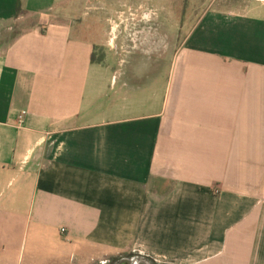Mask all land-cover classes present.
Instances as JSON below:
<instances>
[{"label": "crops", "instance_id": "1", "mask_svg": "<svg viewBox=\"0 0 264 264\" xmlns=\"http://www.w3.org/2000/svg\"><path fill=\"white\" fill-rule=\"evenodd\" d=\"M241 1L141 50L171 53L144 78L108 62L117 11L0 0L17 29L0 45V264H264V0Z\"/></svg>", "mask_w": 264, "mask_h": 264}, {"label": "rangeland", "instance_id": "2", "mask_svg": "<svg viewBox=\"0 0 264 264\" xmlns=\"http://www.w3.org/2000/svg\"><path fill=\"white\" fill-rule=\"evenodd\" d=\"M211 2L213 0H94V6H105L106 15L110 14V11H117L119 16L121 14L120 19L114 20L119 23L118 26L113 28L124 35V39L116 40V43L118 44L121 41L126 49L124 53L121 52L119 55L109 54L108 62L112 66L111 68L115 71H120L121 61L130 64L132 60V62L139 63L138 72H142L143 76H145L144 78H146L150 74L148 70L151 68V64L154 63L153 67H155V63L160 60L161 67L164 64L167 66L171 62V53L162 54L161 52L160 54L156 50L147 53H141L140 51L148 49V47L162 46L167 39L171 41V48L172 46L181 45L185 34L191 29L189 26L192 21L190 22L189 19H192L194 15L200 14ZM237 2L241 4L242 1L237 0ZM74 12L81 16L82 8L77 9L75 7ZM97 12L104 14L102 9ZM33 23V19H28L23 25L24 27H29ZM16 30L13 27L0 29V45L4 41L9 42L15 35ZM98 41H105V37L100 31ZM102 54L101 50L96 49L93 55L94 60H103L104 55ZM158 56L160 58L163 56L164 58L162 60L160 58L157 59ZM160 73L159 82L162 86V83L166 82L168 77V69L165 68ZM112 74H114L113 71H111V76ZM146 89H144L145 94L148 93Z\"/></svg>", "mask_w": 264, "mask_h": 264}, {"label": "trees", "instance_id": "3", "mask_svg": "<svg viewBox=\"0 0 264 264\" xmlns=\"http://www.w3.org/2000/svg\"><path fill=\"white\" fill-rule=\"evenodd\" d=\"M95 60H94V56L91 58V62H94ZM118 262V259H113V260H111L110 261V263L109 264H116Z\"/></svg>", "mask_w": 264, "mask_h": 264}, {"label": "built area", "instance_id": "4", "mask_svg": "<svg viewBox=\"0 0 264 264\" xmlns=\"http://www.w3.org/2000/svg\"><path fill=\"white\" fill-rule=\"evenodd\" d=\"M18 122L21 124L22 123V117H19ZM61 232H64V230H61Z\"/></svg>", "mask_w": 264, "mask_h": 264}, {"label": "flooded vegetation", "instance_id": "5", "mask_svg": "<svg viewBox=\"0 0 264 264\" xmlns=\"http://www.w3.org/2000/svg\"><path fill=\"white\" fill-rule=\"evenodd\" d=\"M123 264H125V263H123Z\"/></svg>", "mask_w": 264, "mask_h": 264}]
</instances>
